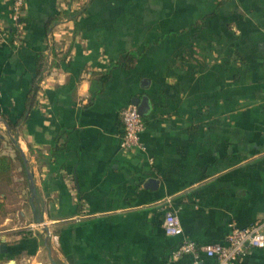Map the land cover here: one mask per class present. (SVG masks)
Returning a JSON list of instances; mask_svg holds the SVG:
<instances>
[{
  "label": "crops",
  "instance_id": "0c3cea01",
  "mask_svg": "<svg viewBox=\"0 0 264 264\" xmlns=\"http://www.w3.org/2000/svg\"><path fill=\"white\" fill-rule=\"evenodd\" d=\"M60 3L26 0L21 42L0 41V264H194L187 241L217 264L203 245L264 218V0H90L68 26Z\"/></svg>",
  "mask_w": 264,
  "mask_h": 264
},
{
  "label": "built area",
  "instance_id": "2783aa9c",
  "mask_svg": "<svg viewBox=\"0 0 264 264\" xmlns=\"http://www.w3.org/2000/svg\"><path fill=\"white\" fill-rule=\"evenodd\" d=\"M90 0H61L60 10L65 16L60 20V25L73 24L85 13ZM26 10V0H13L11 9V25L7 26L0 22V41L6 37H11L14 43L18 44L24 37L25 24L23 17ZM59 25V26H60ZM62 29V28H61ZM59 32H53L50 36H57ZM124 132L121 138V148L132 150L142 148L141 133L144 129L143 115L138 105L129 104L121 111ZM44 222L34 223V228H43ZM165 231L168 235H180L183 227L179 216L173 211L168 210L164 219ZM251 247L264 248V218H258L253 223L245 227L231 225V230L227 236V242L209 243L201 247L207 256L216 257L217 264H235L247 254ZM192 253L195 256L194 264H200L198 247L194 242H184L174 252V258Z\"/></svg>",
  "mask_w": 264,
  "mask_h": 264
},
{
  "label": "trees",
  "instance_id": "16d2710c",
  "mask_svg": "<svg viewBox=\"0 0 264 264\" xmlns=\"http://www.w3.org/2000/svg\"><path fill=\"white\" fill-rule=\"evenodd\" d=\"M128 59L129 57L125 58V60ZM2 144H3V137L0 134V150L2 148ZM12 165H13V159L9 155L0 153V183L11 181ZM3 207H4V203L1 199V194H0V212L3 210Z\"/></svg>",
  "mask_w": 264,
  "mask_h": 264
},
{
  "label": "water",
  "instance_id": "95a60500",
  "mask_svg": "<svg viewBox=\"0 0 264 264\" xmlns=\"http://www.w3.org/2000/svg\"><path fill=\"white\" fill-rule=\"evenodd\" d=\"M134 104H136V105H138L140 108H141V105H140V103L138 102V101H134ZM139 108V109H140ZM140 112H141V110H140ZM30 178H31V180H32V176H31V174H30ZM31 188H32V192H33V198L36 196V190H35V184H34V182H33V180H32V185H31ZM38 222H43V219L42 218H39L38 219Z\"/></svg>",
  "mask_w": 264,
  "mask_h": 264
}]
</instances>
